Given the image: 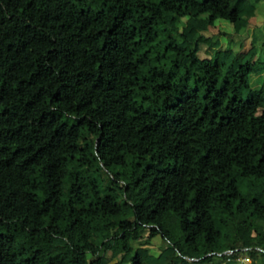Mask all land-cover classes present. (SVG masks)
Masks as SVG:
<instances>
[{"label":"trees","instance_id":"trees-1","mask_svg":"<svg viewBox=\"0 0 264 264\" xmlns=\"http://www.w3.org/2000/svg\"><path fill=\"white\" fill-rule=\"evenodd\" d=\"M261 3L0 0V264H264Z\"/></svg>","mask_w":264,"mask_h":264},{"label":"rangeland","instance_id":"rangeland-1","mask_svg":"<svg viewBox=\"0 0 264 264\" xmlns=\"http://www.w3.org/2000/svg\"><path fill=\"white\" fill-rule=\"evenodd\" d=\"M264 5V3H262ZM258 14V11L256 9V15ZM224 27H225V30L226 31H231V28H230V25L224 21ZM196 29L194 23L192 22V20L190 19H187L185 21V24L184 26L182 27V30L185 34V36L189 39H191V34L194 32V30ZM217 29L216 28H211L207 31H204V32H207V34H213V33H216ZM245 34V32L243 33ZM245 36V35H243ZM221 40L224 41L225 40V37H222L220 36ZM248 42V39L245 38L244 40V43L247 44ZM203 55V54H202ZM260 69L257 70V72L253 73L250 75L249 77V83L251 85V87L253 88H258L260 87L261 85L264 84V68L262 69L261 66H259ZM159 241V237L156 236L154 238H151L150 242H149V245L148 246H135L133 248V251L137 252L138 254L140 255H144L145 252L147 251V249H150V248H153L154 250L157 248V245H158V242Z\"/></svg>","mask_w":264,"mask_h":264},{"label":"crops","instance_id":"crops-1","mask_svg":"<svg viewBox=\"0 0 264 264\" xmlns=\"http://www.w3.org/2000/svg\"><path fill=\"white\" fill-rule=\"evenodd\" d=\"M257 11H258V14L249 20L248 27L240 31L241 35H245V38L248 39L247 44L244 43L243 49H246L249 46V35H250L252 28H254L255 26H258L264 30V5L262 3L257 7ZM244 32L245 34H243Z\"/></svg>","mask_w":264,"mask_h":264},{"label":"built area","instance_id":"built-area-1","mask_svg":"<svg viewBox=\"0 0 264 264\" xmlns=\"http://www.w3.org/2000/svg\"><path fill=\"white\" fill-rule=\"evenodd\" d=\"M232 251L231 250H227L225 253L226 254H230ZM234 260L240 264H249L250 263V259L247 255H237Z\"/></svg>","mask_w":264,"mask_h":264}]
</instances>
